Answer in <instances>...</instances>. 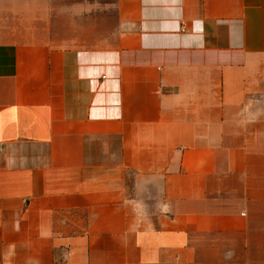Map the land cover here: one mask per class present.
<instances>
[{"label": "crops", "instance_id": "0c3cea01", "mask_svg": "<svg viewBox=\"0 0 264 264\" xmlns=\"http://www.w3.org/2000/svg\"><path fill=\"white\" fill-rule=\"evenodd\" d=\"M0 264H264V0H0Z\"/></svg>", "mask_w": 264, "mask_h": 264}, {"label": "rangeland", "instance_id": "374dc122", "mask_svg": "<svg viewBox=\"0 0 264 264\" xmlns=\"http://www.w3.org/2000/svg\"><path fill=\"white\" fill-rule=\"evenodd\" d=\"M18 18H16L15 16V20H14V27H15V31H14V36H13V39L14 40H17V41H21V36H20V33L21 31L20 30H17V28L21 25L19 22H17ZM19 21V20H18Z\"/></svg>", "mask_w": 264, "mask_h": 264}]
</instances>
